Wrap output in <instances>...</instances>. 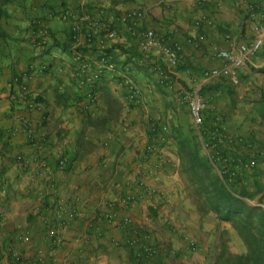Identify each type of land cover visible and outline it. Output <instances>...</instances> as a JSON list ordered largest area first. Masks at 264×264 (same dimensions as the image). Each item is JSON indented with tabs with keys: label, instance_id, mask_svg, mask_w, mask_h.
I'll use <instances>...</instances> for the list:
<instances>
[{
	"label": "crops",
	"instance_id": "obj_1",
	"mask_svg": "<svg viewBox=\"0 0 264 264\" xmlns=\"http://www.w3.org/2000/svg\"><path fill=\"white\" fill-rule=\"evenodd\" d=\"M47 2L56 11L61 6L70 5L78 11L88 10L93 13H96L100 6H103L105 11L116 12L125 11L138 5L143 6L146 9L144 27L155 29L166 44L179 47L178 66L188 65L183 71L184 75L193 73L194 76L202 78L196 85V90L201 95V89L205 87L214 89L217 81H220V78L209 80L203 77L204 71L223 64L222 60L214 56V49L222 50L231 47V43L226 39L227 35L231 36L234 43L252 41L256 35L254 25L264 23V0H31V3L34 4L35 17L21 26L24 27V34L18 38L19 40L11 38L12 44L4 45L6 49H3V59L2 62L0 61L2 69L0 82V181L5 179L8 183V191L3 198L8 220L5 225H0V238L7 243L16 233L17 226L26 224L31 232V240L25 247L27 254L33 255L38 245L45 244L44 214L41 209L42 198L39 195V191L45 187L39 182L32 183L31 173L22 172L15 164V157L18 153L38 155L54 165L58 152L63 148L70 152L73 158L68 170L56 175V183L59 185V189L63 190V196L67 192H77L89 201L85 207L84 217L73 223L64 233V243L56 249L55 264H112V247L114 246L110 242V235L104 238L95 237L92 223L99 219L101 211L99 204L107 195V186L112 178L125 180L137 174V162L147 143L150 128L146 126L141 129L139 127L141 117L135 116L134 113L129 114L130 109L127 111L130 125L127 130L122 129L119 124L121 117L126 115L123 113L117 122L110 121L105 129L90 128L85 130L84 120L88 115L86 112L88 100L86 92L78 87L72 76L75 62L73 46L70 41V24L58 18L47 19L49 34L45 49L37 47L32 41V23L37 18H46L45 13L44 16L41 15L39 8ZM203 16L209 18L212 24L202 23L196 26V20ZM117 29L119 36L116 41H106L104 45L95 44L90 51L86 52V55L93 59L100 50L107 51L113 46H119L123 52L132 55L138 54L137 37L128 33L123 25H119ZM201 36L203 41L200 44L189 43V39H197ZM24 37L28 38L25 43L30 50L22 42ZM25 49H28V52H25ZM28 53L29 55H27ZM22 59H25L26 63H22ZM116 61L121 66L129 63V74L137 73L139 75H143V72L145 75V71L150 65L155 66L161 63L157 52L131 63L127 58L116 55ZM30 63L38 65L47 63L49 65L48 72H36L31 74L28 79L30 91L42 98L43 110L32 114L38 140L42 142L41 148L38 150L28 142L21 131L16 132L15 135L11 134L12 130L18 129L19 120L26 114V108L24 103L14 98L17 93L15 89H10V82ZM262 67H264V46L250 56L238 70V84L242 85L238 98L243 105L262 103L264 73L256 71ZM174 75L177 79L181 76L180 71L174 72ZM106 76L107 80H112L109 73ZM144 80L147 81L148 78L144 77ZM103 84V82L98 84L95 89L100 98V105L94 117L102 116L106 110L102 91L98 92L97 90L104 86ZM108 88L111 95L113 94L124 105L123 88L120 85L117 87L120 95L113 92L112 87ZM218 93V91L215 92V94ZM175 96L177 97V95ZM177 99L180 100L179 97ZM112 134L114 135L113 142ZM108 137L111 138V143L105 147L103 143ZM84 141L91 143L89 151L83 159H76V152L81 149L80 144ZM169 146L168 155L173 162L164 166L162 183L154 181H150V183L161 186L166 191H175V193L171 194L170 203L166 205L164 211L168 221L159 220V229L157 228L155 232L157 237L150 235V240L167 243L171 241L172 248L179 254L187 252L195 257L201 252L202 256L199 258L202 260L201 264H204L208 255H213L219 250V248H215L212 252L211 248L208 251L209 245L214 241L215 234L228 232L236 238L239 237L231 225L218 220L213 211L202 212L195 204L190 207L185 205L188 202L189 194L181 192V186L187 189V183L180 173L178 183L175 181L176 177L172 176L175 172V162L179 161L176 155V145L172 138ZM234 154L236 157L239 156L237 151ZM102 160L107 161L106 167L101 165ZM74 167L75 169H73ZM126 191L124 189L122 192ZM109 195L112 196V193ZM151 199V202L144 203V207L160 202L158 198ZM152 208L158 214L157 209L150 207V210ZM134 214L137 221L145 222L139 207L135 209ZM112 231L116 233L115 230ZM112 231L110 229L109 233ZM77 236H82V239L77 241ZM194 237H196L197 246L190 247L187 239ZM199 242L202 245L198 246ZM128 251L130 252V250ZM212 262L214 261L212 260Z\"/></svg>",
	"mask_w": 264,
	"mask_h": 264
},
{
	"label": "built area",
	"instance_id": "obj_2",
	"mask_svg": "<svg viewBox=\"0 0 264 264\" xmlns=\"http://www.w3.org/2000/svg\"><path fill=\"white\" fill-rule=\"evenodd\" d=\"M145 14L146 9L141 5L120 12L105 11L103 6H100L96 13L88 10L78 11L70 5L61 6L57 11H48L45 19L37 18L32 23V41L37 47L45 49L49 34L46 20L58 18L68 22L75 62L72 76L78 87L86 92L87 114L95 116L100 105V98L95 89L108 73L109 77L117 80L123 88L124 108L129 111L131 106L143 104V92L129 74L130 64L121 66L116 61V55L127 58L130 63L137 61L139 57L123 52L119 47L113 51L100 50L93 59L88 57L86 52L90 51L95 44L104 45L106 41H116L119 36L117 27L123 25L128 33L137 37L139 55L144 58L158 53L161 63L154 66V71L164 86L174 88V69L179 65V47L166 44L155 29L144 27ZM202 23L211 25L212 21L203 16L196 20L195 25L199 26ZM254 31L256 35L248 43H234L231 36L227 35L226 39L231 43V47L222 50L214 49V56L222 60L223 64L204 71L203 77L209 80L225 78L233 84H238V70L250 56L264 46V23L255 24ZM202 41V36L189 39V43L193 44H200ZM82 47L85 51L79 50ZM47 66V63L40 65L30 63L10 82V89H15L17 93L14 98L24 103L26 108V114L19 120L18 129L12 130L11 134L15 135L16 132L21 131L37 150L41 148L42 142L38 140L32 114L42 111L43 106L36 101L37 95L30 91L28 79L36 72L44 73ZM178 95L181 103L185 104L190 111L198 133L207 135L209 140L205 147L210 151L211 158L222 169L227 171L232 165L234 172H231V176H235L236 173L242 175L243 171H253L258 166V161L264 157L263 151L249 158L239 155L234 158L236 160L233 156L228 157L222 154L221 147L228 141L232 142L233 138L228 134L220 117H215L214 124L209 128L206 127L204 113L208 105L198 90L190 91L179 87ZM119 124L124 130L130 128L127 114L121 117ZM149 128L147 143L137 162V174L125 180L112 178L107 186V195L99 204L101 207L99 219L92 223L95 237L104 238L110 235V242L115 248H126L132 252L135 264H156L155 260L162 251L161 245L150 240L146 223L135 219V209L139 207L143 217L147 219L151 215L150 207H154L162 220L168 221L164 211L166 205L170 203L171 194L175 193L150 183V181L162 183L163 168L173 160L168 158L171 138L165 134L158 122L152 123ZM234 139L238 143L246 142L241 135H236ZM113 140L112 134V142ZM110 143L111 138L108 137L103 144L107 147ZM72 158V154L65 149H60L54 165L38 155L25 153L16 155V166L24 173H31L32 183L39 182L45 187L39 191L42 198L41 209L44 214L45 244L38 245L33 255L29 256L25 247L31 240V232L26 224L18 225L16 233L7 243L0 238V264H55L56 249L64 243V233L73 223L84 217L85 207L89 201L77 192L65 196L58 195L56 175L68 170ZM101 165L106 167L107 161L102 160ZM179 173L180 161H176L175 172L172 175L176 177L175 181L180 180ZM7 187V181L2 179L0 181V225H5L8 220V213L3 205ZM124 189L127 191L122 192ZM109 193H112V196ZM151 198H158L160 202L144 207V203L152 201ZM110 229L115 230L116 233L113 231L109 233ZM81 239L82 236L76 237L77 241ZM187 240L190 247L197 246L194 238Z\"/></svg>",
	"mask_w": 264,
	"mask_h": 264
},
{
	"label": "rangeland",
	"instance_id": "obj_3",
	"mask_svg": "<svg viewBox=\"0 0 264 264\" xmlns=\"http://www.w3.org/2000/svg\"><path fill=\"white\" fill-rule=\"evenodd\" d=\"M33 8L34 4L31 3V0H18L16 3H12L6 7L8 17L4 21V26L12 39L17 40L22 34H24V27L22 28L21 26H24L26 23L33 20L35 17ZM39 9L42 13L41 15L44 13L46 15L50 10L55 11L54 8L48 5V2L47 4L41 5ZM16 21H18V23H15ZM27 40L28 38L24 37L22 42L25 43ZM12 42L13 40H10L6 45L9 46ZM25 44L26 47H28L27 43ZM4 48L6 49L5 46L3 49ZM28 49H25V52H28ZM27 55H29V53ZM2 59L3 58L0 59L1 62ZM22 60V63H26L24 62L25 59ZM178 67L174 69V72L180 71L181 76L175 79L176 76L174 75V88H167L161 83L159 76L154 71V65L148 67L147 71H145V75L144 72L143 75L137 73L130 74L143 92V105L131 106V112L129 113H134L135 116L141 117L139 121V127L141 129L146 126L150 127L149 125L152 123L158 122L161 129H163L165 134L169 136L172 125L179 122L183 124L187 130H192L196 132V134H199L190 111L185 104L177 99V97H179V87L190 91L196 90V85L199 84L202 78L194 76L193 73L184 75V70H181ZM144 77H147L148 80H144ZM219 80L220 81H217L214 89L205 87L200 90V93L208 105V108L204 113V122L207 128L214 124L215 117H220L228 134L233 138L232 142L228 141L221 147L220 150L222 151V154L224 156L232 157L235 156L234 153L237 151L238 155L249 158L257 155L260 151L264 152V103L243 105L238 98V95L241 93L242 85L240 83L233 84L227 79L220 78ZM102 82L104 83V86L102 87H112V91L120 95V91L117 89L119 85L117 80H113V78L112 80H107L106 76ZM216 91L219 93L215 94ZM224 91L225 94H223ZM175 95H177V97ZM122 113L127 114L124 105L121 114ZM145 116L147 117L145 118ZM236 135L243 136L246 142H236L234 139ZM205 152L206 155H210V151L206 147ZM168 158H170L169 155ZM73 169H75V167ZM241 176L246 181L245 186L250 190L257 186H264V157L258 161V166L253 171H243ZM179 181L176 180L177 183ZM181 188V192L188 193L184 186H181ZM57 192L59 196H63V190H61V188L59 189V185ZM72 193L73 192H67L66 195ZM252 203H255V201ZM192 204L197 205L194 200L188 197V202L185 205L190 207ZM160 219L162 220L157 213L155 216L150 215L145 219V225L149 235L156 236L155 232L157 231V228L159 229L158 224ZM194 239H196V237H194ZM200 241H202V239H200ZM222 241L226 242L229 250L233 253H239L244 249L239 238L225 232L224 234L217 233L214 235V241L209 245L208 251L212 248L213 252L215 248L220 246ZM157 245L162 246V251L160 256L155 260L156 264H201L202 260L199 258V256H202L201 252L195 257L193 254L187 252L179 254L174 248H172L171 241L169 243L159 241L157 242ZM199 245H202L201 242H199L198 246ZM213 255H208L204 264H212ZM112 264H135V261L127 249H117L112 247Z\"/></svg>",
	"mask_w": 264,
	"mask_h": 264
},
{
	"label": "trees",
	"instance_id": "obj_4",
	"mask_svg": "<svg viewBox=\"0 0 264 264\" xmlns=\"http://www.w3.org/2000/svg\"><path fill=\"white\" fill-rule=\"evenodd\" d=\"M17 1L0 0V58L3 56L4 44L11 40L4 26V21L8 17L6 7ZM118 47L113 46L107 51H113ZM79 50H84V47ZM134 56L142 57L139 54ZM186 66L188 65L179 66V69L184 70ZM48 70L49 65L46 68L47 72ZM256 71L264 73V67ZM1 78L2 69L0 67V82ZM97 90L102 91L106 110L100 117L86 115L85 130L105 129L110 121H118L123 109V105L113 94L111 95L107 86ZM41 100L42 98L37 96L36 101L42 104ZM262 103H264V96ZM169 136L176 145L180 174L187 183L189 197L194 200L200 211H213L218 220L229 223L244 246L241 252L233 253L226 242L222 241L218 247L219 250L212 256L214 261L212 264H264V186L248 189L245 186V179L240 174L236 173L235 176H231V172H234L232 165L226 171L211 158V155H206L205 145L209 140L206 134L202 132L196 134L178 122L172 125ZM80 145L81 149L76 152L75 158L81 160L88 153L91 143L84 141ZM234 158L236 156H233ZM253 201L255 203H252ZM151 215H156V210L153 208ZM29 219L31 220V217Z\"/></svg>",
	"mask_w": 264,
	"mask_h": 264
}]
</instances>
